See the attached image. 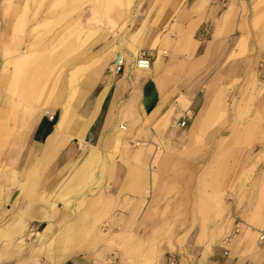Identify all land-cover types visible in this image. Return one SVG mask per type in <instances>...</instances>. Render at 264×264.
<instances>
[{"label": "crops", "instance_id": "0c3cea01", "mask_svg": "<svg viewBox=\"0 0 264 264\" xmlns=\"http://www.w3.org/2000/svg\"><path fill=\"white\" fill-rule=\"evenodd\" d=\"M140 1L129 14L118 12L115 16L122 25L140 23L136 30L127 27L123 39L119 40V49H124L119 52L123 55L122 69L119 72L113 70L116 54L102 52L101 56L93 57L108 56L109 61L104 70L98 72L100 77L77 104L75 114L66 121L63 130L53 132L62 104L69 99L67 95L59 97L67 83L66 86L64 81L59 83L56 97L47 93L44 99L33 101L29 97L34 78L31 72L29 83L23 85L22 98L26 101L16 104L5 97L1 75L3 52L16 46L12 39L13 25L20 11L7 14L4 0H0V264H264V242H260L259 250L249 252L240 240L227 239L239 219L237 214L232 215L234 221L231 223L227 216L220 219L202 215L199 211H191L188 215L183 239H164L144 257L143 245L155 226L152 207L158 195L153 191H149L143 207L136 214L128 218L109 216L106 222L102 220L105 211L115 202L114 194L106 192L112 182L108 179L103 182L102 178L104 169L114 162L108 146L126 147V136L137 126H143L162 100H166L161 108L164 110L176 105L179 97H187L194 117L183 127L179 125L180 119L175 121L163 138L153 134V138L158 139L174 136L181 128L187 127L191 131L201 129L206 121L215 122L223 89L233 79L255 72L259 81L264 80V43L258 46L251 38L244 50L238 49L243 48L241 43L246 41V36H242L244 29L239 28V16H228L223 0H164L163 7L161 0H145L141 9L156 11L151 18L163 8L160 24L167 22L177 11L179 22L192 29L195 27L194 35L188 41L192 40L194 64L201 66L179 87L165 86L163 72L171 53L166 56L167 51L162 45L173 47L174 43L172 38L161 35L158 27L145 23L139 10ZM14 3L18 9L23 4ZM143 40L154 46L146 48L154 56L151 55V70L134 67L131 49L133 46L144 48L136 44ZM116 45L110 46L109 50ZM80 56L81 53L77 58ZM104 89L102 102L83 131L97 96ZM258 96L254 105L264 109V95ZM46 112L54 113L53 119ZM202 114L205 120L199 123ZM120 120L128 123L130 131L118 140L113 131ZM238 133V130L232 133V130L207 128V137L214 138L212 142L218 137H237ZM233 140L229 141L232 143ZM136 144L134 159L139 161L145 143ZM156 156L157 153L154 158ZM120 168L126 169L123 165ZM192 178L195 183L194 175L190 181ZM197 178L200 182L203 177ZM130 184L125 176L124 190ZM75 206L84 209L73 213ZM104 230L110 233V241L109 233ZM225 235L227 238L223 237ZM119 238L124 241L119 256L108 255L106 249ZM100 243L105 245L99 247Z\"/></svg>", "mask_w": 264, "mask_h": 264}, {"label": "rangeland", "instance_id": "374dc122", "mask_svg": "<svg viewBox=\"0 0 264 264\" xmlns=\"http://www.w3.org/2000/svg\"><path fill=\"white\" fill-rule=\"evenodd\" d=\"M18 1L23 2L19 9L14 3ZM137 1L139 0H4L7 14L20 11L13 25L12 39L16 46L3 52L1 75L5 97L16 104L26 101L22 98L23 85L29 83L31 72L34 78L30 86V99H44L47 93L56 97L59 83L64 81L66 86L68 76L76 70L77 65L91 61V58L102 52L112 56L122 52L124 49H119L118 45L119 40L123 39L124 31L127 27L131 31L136 30L140 23L126 22L122 25L115 16L118 12L129 14ZM161 1L163 7L165 1ZM223 1L226 3L228 16H239V28L244 29L242 36H246V41L241 43L243 48H239L237 44L238 49L244 50L251 38L261 46L264 43V0ZM140 2L139 10L145 0ZM141 11L146 24L158 27L161 35L172 38L173 47L162 45L167 51L166 56L171 53L164 68L163 83L165 86L179 87L187 82V78L194 76L196 69L201 66L194 64L192 40L188 41L192 39L195 27L192 29L190 25L179 22L177 11L164 24L159 22L163 8H159L153 18L151 15L156 12L153 8ZM114 44L117 45L110 51V46ZM148 46L143 47L146 49ZM148 51L153 56L152 51ZM79 53L81 56L77 58ZM98 59H103L102 62L106 65L109 61L108 56ZM105 67L102 65L97 68L96 73L103 71ZM84 68L81 69L82 73L87 75ZM24 74L25 78L22 79ZM260 81L255 72H247L243 77L233 79L223 89L217 120L206 121L201 129L189 131L186 127L184 130L181 128L174 136L164 139L156 137L163 138L167 129L180 119L184 109L190 108L192 112L190 100L185 96L179 97L176 105L164 110L161 108L166 100H162L143 126L139 125L130 131L124 120H120L115 126V136L123 128L125 135L128 131L131 134L125 138L126 147L108 146L109 156L112 155L114 162L104 169L102 178L103 182L106 179L112 182L107 186L106 192L114 194L115 202L105 211L102 220L106 222L109 216L128 218L136 214L143 207L149 191L155 192L158 195L152 207L155 226L143 245L144 257L150 255L164 239H183V230L191 211L220 219L227 216L231 223L234 221L232 215L237 214L239 219L236 220L232 234L223 237L240 240L246 251L259 250L260 242H264L259 240L260 233H264V109H258L254 101L258 95L259 98L264 95V80ZM69 91L68 87L60 90L59 97H70ZM173 101L174 98L171 103ZM166 114L171 115L170 123L160 125ZM204 120L202 114L198 121L202 123ZM210 127L232 130V133L238 130L239 135L234 138L218 137L216 142H212L214 138L207 137V128ZM153 134L156 135L154 138ZM232 139L231 143L229 140ZM137 142L145 143L139 161L134 159ZM161 163H164L163 168ZM121 165L126 169L121 170ZM97 170L96 167L95 171ZM193 175L195 183L193 178L191 181L189 179ZM125 176L131 184L124 190ZM199 176L203 177L202 182L198 181ZM76 206L73 213L84 209ZM108 238L110 241V233ZM123 244V239H115L113 246L106 249L108 255L118 257ZM103 245L105 244L100 243L99 247ZM42 253L43 250L39 252Z\"/></svg>", "mask_w": 264, "mask_h": 264}, {"label": "bare ground", "instance_id": "6f19581e", "mask_svg": "<svg viewBox=\"0 0 264 264\" xmlns=\"http://www.w3.org/2000/svg\"><path fill=\"white\" fill-rule=\"evenodd\" d=\"M110 5H112V4H110ZM112 7H114V6L112 5ZM110 10H112V9L110 8ZM106 13H107V15L109 14L108 11ZM109 20H110L111 23H113V21H112L111 18H109ZM136 44H140L142 47L143 46L144 47H147L148 45H150V46H148V48H154V46L152 44H150L147 40L140 41L139 43H136ZM131 50L133 51L134 58H135V55H136L137 51L139 50V48L133 46V48ZM102 60L103 59L100 60L98 58H91V61H88L87 63H83V64H80V65H77L76 66L77 67L76 70H74L73 72H71V74L68 76V79H67L68 80L67 81V87L70 89V91H69L70 92V97H69L68 101L64 105L62 104V108H61L62 111H61V113H59L58 118H56L57 119L56 122H55V127L56 128L53 130V132L54 131H60L61 129L63 130L66 121L69 120V119H71L72 115L75 114L74 111H76L75 108H76L77 104H79L80 101H82V99H84V97L87 95V93L89 92V90L91 89V87L93 86V84L97 81L98 77H100L96 73V69L102 67V65L103 66H106V63L102 62ZM151 65H152V62H151ZM151 65L149 66V68L151 67ZM83 67H85L84 69L87 71V75H85L84 73H82L83 71L81 69ZM145 70H147V69H145ZM105 89L103 91H101L100 94L97 96L96 103L94 105L93 111H92L90 117L84 123V127L82 128L83 131L86 130L87 126L89 125V123L91 122V120L94 118L95 113L97 111V108H98V106L100 104V101L102 99V96L104 95V92L106 91ZM170 117H171L170 114H168V115L166 114L164 121L161 122L160 125H162L163 123L165 125H168V123H170ZM124 132H125V129L123 128V130L116 135V138H118V140H119L120 137L124 134ZM56 136H58V135L56 134ZM53 138H55V136ZM57 138L58 137H56V139ZM50 140H48L47 142L49 143ZM54 141H55V139H54ZM48 145H50V144H48ZM118 145H119V143H117V146Z\"/></svg>", "mask_w": 264, "mask_h": 264}, {"label": "built area", "instance_id": "2783aa9c", "mask_svg": "<svg viewBox=\"0 0 264 264\" xmlns=\"http://www.w3.org/2000/svg\"><path fill=\"white\" fill-rule=\"evenodd\" d=\"M152 59L149 51L145 48H141L137 51L135 56V67L140 70L148 69L151 65ZM113 70L115 72H119L122 69L123 66V55L121 53H117L114 62H113ZM50 119H53L54 113L46 112L45 113ZM192 117V112L190 108H186L182 111L180 115V122L179 125L181 127L185 126L188 122V120ZM259 240H264V233H260Z\"/></svg>", "mask_w": 264, "mask_h": 264}]
</instances>
